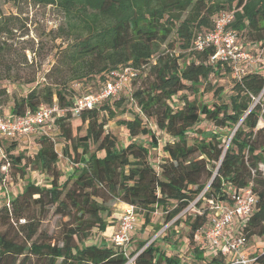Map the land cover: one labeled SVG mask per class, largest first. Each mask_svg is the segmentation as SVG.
<instances>
[{
  "label": "trees",
  "instance_id": "16d2710c",
  "mask_svg": "<svg viewBox=\"0 0 264 264\" xmlns=\"http://www.w3.org/2000/svg\"><path fill=\"white\" fill-rule=\"evenodd\" d=\"M1 2L17 12L6 14L0 6V117H30L43 106H56L61 112L49 122L58 130L73 169L64 179L56 134L45 129L49 122L33 132L37 151L31 156L14 154L24 136H0V182L7 177L2 171L6 165L18 168L22 179L28 169L47 176L45 183L28 181L12 197L2 198L0 264H17L24 254L39 264H187L185 257L169 254L156 240L142 241L129 253L108 240L91 243L96 232L109 227L113 203L134 206L144 227L159 210L165 224L177 218L172 225L179 224V216H186L193 205L185 221L195 244L191 261L225 264L219 251L203 248L211 207L233 205V196L246 189L253 191L257 203L240 233L248 245L264 239V70L240 63L244 72L235 75L223 99L225 89L217 84L235 74L234 66L213 61L212 47L194 49L197 36L211 32L223 13L233 12L229 29L241 50L244 42L249 52L264 50V0ZM25 5L55 8L63 17L52 33L55 63L43 81L26 52L36 60L44 47L20 48L16 43L19 33L29 32ZM128 67L137 76L117 96L74 114L79 99L99 93L113 72ZM142 75L139 87L125 95ZM210 93L213 100L208 102ZM127 101L122 113L130 117L120 124L129 141L123 145L107 124ZM76 118L85 126L83 136L74 135ZM159 149L162 159L155 161L153 153ZM51 210L67 218L55 240L39 233ZM20 222H27L20 225L28 233L24 244L3 231ZM253 256L254 264H264V249Z\"/></svg>",
  "mask_w": 264,
  "mask_h": 264
},
{
  "label": "rangeland",
  "instance_id": "374dc122",
  "mask_svg": "<svg viewBox=\"0 0 264 264\" xmlns=\"http://www.w3.org/2000/svg\"><path fill=\"white\" fill-rule=\"evenodd\" d=\"M0 6L4 13H16L17 10L12 7L10 4H4L0 3ZM23 17L27 19V27H28V34L25 36H21V34H18L17 37V45L22 47H34L35 49H38L40 46H43V50L40 53V55L36 56V60H34V54L30 51H27V57L30 60V62H34V64L40 68V81H43L44 74L48 72V70L52 67V65L55 63L54 58V51L53 50V31H55L59 25L63 21V17L61 13L51 7H42V6H34V5H28L24 6V14ZM243 43V42H242ZM250 45L249 43H243V50L244 53L251 56V63L248 65L246 62L242 61L241 66L246 69L253 70L255 68L260 69L261 71L264 70V50H259L253 48L252 52H249ZM248 66H247V65ZM236 74L232 75H226L224 78L220 79L217 86L223 87L225 89L223 99L225 98V95H228L230 93L231 85L233 82V79ZM144 78V75H142L141 78H139L138 82L135 84H131L130 88H127L124 93L125 95H129L130 89L131 91L137 89ZM213 83H216V79H213ZM12 90H15V87L11 88ZM213 98V94H207L205 96V100L210 102ZM219 100V99H218ZM259 98L256 99L258 101ZM130 102H126L123 107L119 109L118 114L114 118H110L107 124V130L112 132L117 139L120 141L121 144L125 145L128 141V135L124 129V127L120 124L121 119L124 117H130L129 113H122L125 106H128ZM53 121L49 122L46 126V131L51 134L55 135V139L57 141V150L60 154V161L58 164L59 169L65 174L64 179L67 177V175L72 171L73 165L71 163V157L69 155L63 153V140L57 135L59 134L58 130L53 126ZM72 125L74 128V135L83 136L85 134V126L82 124V122L79 119H74L72 121ZM9 145V144H8ZM37 151V145L35 140V134H29L27 136H24V138L19 143L18 149L14 151L15 155L24 154L26 156H31L35 154ZM71 153V150H70ZM69 153V154H70ZM154 154V160L159 161L162 159V154L160 153V149L157 150ZM2 157V152H0V158ZM154 161V164H155ZM156 165V164H155ZM261 169L264 171V166H261ZM2 171L7 173V177L4 178L2 182H0V203L3 201V197L6 198L12 197L14 193H18L22 190V188L27 184L28 181L38 183L40 184L45 183L47 176L32 170L28 169V173L26 175L25 179H22L21 173L18 170V168H14L12 165H6L5 168L2 169ZM191 205L187 210V215L183 216L180 215L179 217H182L181 222L179 224L172 225L175 221L170 222L168 224L164 223V216L161 210H159L156 214L152 215L151 217V224L144 227V222L139 217L136 225L135 232L132 235V240L130 245L127 248V253L130 251L135 250L138 247V244L142 241H146L148 244L152 243L156 240V244L163 249H165L169 254H175L178 253L182 257H185V260L187 264H194L193 261H191V254L193 251L194 243L189 239V233L190 229L187 226L186 219L188 216L193 214ZM113 216L109 218L110 225L107 228L105 233H98L96 232L91 240V243H97L100 244L102 240H107L110 237L111 231H113V227L117 225L120 216L123 213V208L121 207L120 203H113ZM125 209V208H124ZM194 216V215H193ZM64 221H67V218H61L60 216H56L53 213V210L49 212V214L43 219L41 228L39 230V233L44 232V235L46 234L47 237H50L51 239H58L61 235V225L64 223ZM27 222H20L19 224H14L12 227H6L3 228V231H7L9 236L15 239L18 243L24 244L26 242V238L28 233L26 230H22L20 228V225L26 224ZM160 224H163V228L156 233V227ZM241 224H244V222L235 221L233 223V228H235V231L238 232L239 227ZM172 225V226H171ZM171 226V227H170ZM170 227V228H169ZM199 239V236L195 238V241ZM53 240V241H54ZM109 241V240H108ZM205 242V241H204ZM147 244V245H148ZM264 249V239H257L256 241L252 242L248 245V250L251 253H256L258 251H261ZM27 256V257H26ZM133 259H131L132 261ZM17 264H39L34 256L29 257V255H23L19 257Z\"/></svg>",
  "mask_w": 264,
  "mask_h": 264
},
{
  "label": "built area",
  "instance_id": "2783aa9c",
  "mask_svg": "<svg viewBox=\"0 0 264 264\" xmlns=\"http://www.w3.org/2000/svg\"><path fill=\"white\" fill-rule=\"evenodd\" d=\"M235 19L233 12L223 13L216 21L214 29L205 34H200L194 41V49L203 51L212 47L215 52L212 60H223L232 64L235 74L238 76L244 71L239 64L242 61L251 63V56L244 53L237 44V35L229 29ZM137 70L128 67L112 73V80L97 94L88 95L78 100L75 115L83 110L92 109L102 101L117 96L137 76ZM61 112L56 106H43L36 114L30 117L18 119L0 117V136L5 138H16L27 136L35 132L38 127L52 120L55 113ZM234 203L212 204L213 216L210 227L205 234L204 249H209L220 254L226 259L225 264H254L256 258L248 250V241L233 228L235 221L244 222L254 211L257 199L251 189H246L233 196ZM138 217L135 207L127 205L119 219L118 228L111 238V242L127 252L135 232Z\"/></svg>",
  "mask_w": 264,
  "mask_h": 264
},
{
  "label": "crops",
  "instance_id": "0c3cea01",
  "mask_svg": "<svg viewBox=\"0 0 264 264\" xmlns=\"http://www.w3.org/2000/svg\"><path fill=\"white\" fill-rule=\"evenodd\" d=\"M120 205H121V207L123 208V210H124V208L127 206V204H125V203H120ZM120 217H121V216H120ZM118 224H119V221H118L117 225L114 226V227L112 228L113 231H111V233H110V237L107 239V240H109L110 242H111L112 235L114 234V232H115L116 229L118 228Z\"/></svg>",
  "mask_w": 264,
  "mask_h": 264
}]
</instances>
